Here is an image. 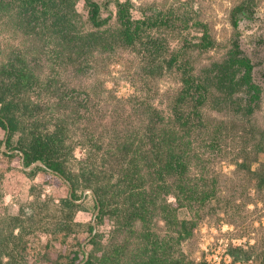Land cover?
<instances>
[{
    "label": "rangeland",
    "instance_id": "obj_1",
    "mask_svg": "<svg viewBox=\"0 0 264 264\" xmlns=\"http://www.w3.org/2000/svg\"><path fill=\"white\" fill-rule=\"evenodd\" d=\"M26 1L0 0V67L20 55L38 75L28 92L34 113H17L10 145L0 126V230L13 231L9 246L18 243L12 251L22 264H67L76 252L85 260L96 256V264H134L155 237L167 246L158 255L168 263L264 264V186L256 184L264 178V0H91L99 6L98 25L86 0H68L70 6L37 19L42 4L33 11ZM121 5L133 27L142 26L132 43L121 31ZM56 12L90 46H60L62 35L52 30ZM234 50L250 60V82L244 67L230 62ZM189 76L203 85L204 98L198 107H187L191 98L184 104L194 124L187 135L174 110ZM251 85L259 89L255 99ZM58 123L66 126L61 151L74 198L71 181L36 162L25 166L14 150L29 142V132L47 133ZM167 129L180 136L172 148H190L186 183L210 198L179 204V180L165 181L170 190L162 194L160 180L151 178L153 186L139 183L158 194L149 220L128 227L109 213L100 218L82 174L93 171L99 187L118 193L121 174L144 164L139 153L154 154L156 136Z\"/></svg>",
    "mask_w": 264,
    "mask_h": 264
},
{
    "label": "trees",
    "instance_id": "obj_2",
    "mask_svg": "<svg viewBox=\"0 0 264 264\" xmlns=\"http://www.w3.org/2000/svg\"><path fill=\"white\" fill-rule=\"evenodd\" d=\"M86 1L88 5L91 6L90 19L95 23V25L100 24L98 19L99 6L94 3V1ZM26 4L28 7H31L33 11L36 10L38 4H42L43 7L41 10V16L36 15L35 19H37L38 17H44L49 13H52L50 11L55 8L60 9L62 5H68L69 2L68 0H27ZM53 15L55 19L52 21V26H54L52 30L57 32L58 35H62V43L60 46L63 45L64 47L65 45H68V42L69 44H77V42L81 43L82 41L83 44L81 45H89V43H87L88 37L85 33L74 30L73 33H71L69 28V25H71L70 20L64 17L63 14L61 15V12L53 13ZM119 18L121 19V26H124L121 31L125 33L127 41L132 43L135 35L142 28V26L140 27L138 24L140 21H138L137 25L133 27V23L135 22L131 20V13L128 10V7L126 9L124 5H121L120 7ZM65 42L66 44H64ZM237 51L238 50H234L232 53L230 62L233 65H238L239 68L244 67L243 79L246 82H250L252 64L247 58L237 57ZM172 60L176 61L177 59L172 58ZM37 82L38 75L36 74L35 69L29 67L28 61L20 55L0 67V103L2 104L0 109V126L8 132V137L5 140L7 145L11 144V136L19 127L18 123L21 115H17V113L19 111L22 113V107L26 109L27 114L32 115L34 113V109L29 107L32 103L29 101L30 98L28 92ZM202 88L203 85L195 83L192 76H189L183 79L182 92L176 97L178 99L174 110V122H178L187 135L191 133V130L194 128V124L191 121L192 118L190 111L184 107V104L187 102V99L191 98L192 100L194 99L195 103L192 104L191 100L187 103V107L193 105H196L197 107L200 106L204 98V94L201 92ZM251 88L254 90L252 96L255 99L258 97L259 89L255 85H251ZM193 90H196L197 92ZM29 133H31V139L28 143H21L19 146L14 147V150L17 151L16 154H19L25 166H30L33 163L40 161L44 164V167L37 166L39 169L56 173L59 177L64 179L66 178L71 181V187L73 189L71 196L74 198L76 196L75 181L71 174L68 173L66 156L65 153H62L61 151V144L64 142V138L66 137V126L58 123L53 131H48L47 133H43L42 131H37L35 133L31 131ZM156 137L158 140H155L153 145L155 153L152 154L147 151L144 152V155L139 153L140 158L145 159L144 164H141L140 167L131 166L121 174L119 177V183L123 184V186H119L118 193H116V190H114L111 186L109 188L99 187L95 180L96 178L93 175V171L88 170L87 174H82L83 179L86 182L85 187H91L94 191L96 204L100 207V218H102V216L106 213H109L115 215L119 220L124 219L123 222L124 224H127L128 227L134 224L136 219L141 220L143 223L149 220V213L152 211L150 210V207L153 206V208H157L155 200H157L158 194L150 189V186H143V183H139L145 180L150 182L153 186L151 178L154 180H160V185L163 187L159 190L162 194H166V192L170 190L168 189L170 186L164 183L165 181L170 178L171 180H179L177 187L180 188V192L183 193L181 197L179 195V204L183 203L184 198L195 200L197 202L205 201L210 198V193L205 191V189L198 191L197 185L192 187L185 181L193 157L187 154L186 150H190L188 147L185 151L180 150L181 147L177 150L172 148L174 142L180 136H178L174 130L169 131V129H167L163 134L159 135V137ZM260 145L263 146L262 150H264V145L262 143H260ZM122 148L126 147L123 146ZM129 150L130 147H127L126 152ZM22 154L24 155L23 157ZM243 166L244 162L239 163L237 167L242 168ZM250 168L251 167H249L248 171L252 172ZM122 170L124 169L122 168ZM140 170H144L146 172V176L143 177L140 175ZM136 177L138 180L134 183V179ZM256 184L260 188L264 186V178L259 176ZM68 203L73 204L70 199H68ZM165 206L170 207L171 205L168 204ZM0 233V264H22L20 252L14 253L15 251H12L13 247L16 249L20 247L18 243L14 244L12 247L9 246L10 238L14 235L13 231L10 230V232L7 233L0 230ZM150 235L151 233H148L147 238H149ZM148 240L151 245L146 247L145 250H147V253L143 254L139 260H135L134 264H184L182 262H178L177 259L171 260V262L168 263L169 259L163 258V253L167 249V246L163 245L161 238L155 237L154 240H151L152 243L150 242V239ZM94 241L95 238L93 237L91 242L94 243ZM19 243L21 245L22 241ZM165 244L168 243L165 242ZM123 249L124 247L120 246L116 247L115 251L116 253H120ZM159 251L163 252L160 256L158 255ZM79 256L80 254L76 252L71 262L67 264H96L94 259L96 256L91 255L87 260H85L84 257L80 258ZM4 257H7V261L5 262H3ZM111 257L112 255L105 254L103 258L104 261H109Z\"/></svg>",
    "mask_w": 264,
    "mask_h": 264
},
{
    "label": "water",
    "instance_id": "obj_3",
    "mask_svg": "<svg viewBox=\"0 0 264 264\" xmlns=\"http://www.w3.org/2000/svg\"><path fill=\"white\" fill-rule=\"evenodd\" d=\"M23 156H24V155L22 154V157H23ZM36 164L41 165V166H44V164H43L42 162H40V161H37ZM98 207H99V205H98Z\"/></svg>",
    "mask_w": 264,
    "mask_h": 264
}]
</instances>
